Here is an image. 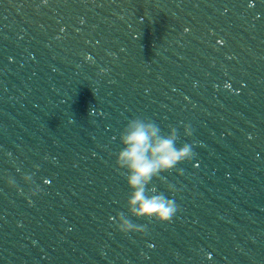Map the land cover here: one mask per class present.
<instances>
[{
  "label": "water",
  "instance_id": "water-1",
  "mask_svg": "<svg viewBox=\"0 0 264 264\" xmlns=\"http://www.w3.org/2000/svg\"><path fill=\"white\" fill-rule=\"evenodd\" d=\"M135 117L194 152L143 236L111 226ZM0 264H264V0H0Z\"/></svg>",
  "mask_w": 264,
  "mask_h": 264
},
{
  "label": "clouds",
  "instance_id": "clouds-1",
  "mask_svg": "<svg viewBox=\"0 0 264 264\" xmlns=\"http://www.w3.org/2000/svg\"><path fill=\"white\" fill-rule=\"evenodd\" d=\"M184 134L192 135L190 125H184ZM176 127H170L167 133L152 120L135 117L130 119L119 133L121 149L116 154L115 166L126 179L129 192L125 205L127 212L119 211L112 218L111 226L122 234H147L146 225H138L132 218L145 219L150 222L168 223L178 211V205L173 199L167 198L163 192H158L155 186L149 187L154 178H160L163 173L177 170V166L191 161L194 156L193 146L184 143L177 147L179 140ZM34 174H23L24 184L31 185ZM9 188L21 191L13 176L6 177ZM45 183H48L45 181ZM168 190L174 192L173 185ZM40 191L29 187L25 196H35Z\"/></svg>",
  "mask_w": 264,
  "mask_h": 264
}]
</instances>
